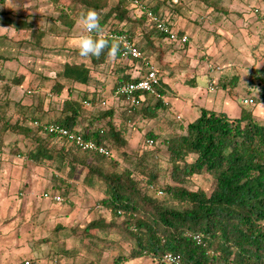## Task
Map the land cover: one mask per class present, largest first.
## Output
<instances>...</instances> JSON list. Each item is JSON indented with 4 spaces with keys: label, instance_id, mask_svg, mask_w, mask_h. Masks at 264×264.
I'll list each match as a JSON object with an SVG mask.
<instances>
[{
    "label": "trees",
    "instance_id": "16d2710c",
    "mask_svg": "<svg viewBox=\"0 0 264 264\" xmlns=\"http://www.w3.org/2000/svg\"><path fill=\"white\" fill-rule=\"evenodd\" d=\"M5 1L0 0V4ZM48 1L60 13L56 20L68 28H72L74 22L68 15L73 17L77 8H85L106 11L102 27L108 18H112L113 23L104 27L106 33L125 35L132 40L133 33L123 31L118 25L147 22L151 36L168 39L148 21L146 12L171 27L169 22L142 0ZM131 6L141 7L137 18L129 17ZM119 57H122V51ZM89 58L93 68L108 59L106 53L99 60ZM261 58V63L248 71L251 86L255 91L259 89L252 99L254 105L264 104V50ZM90 79V69L84 64L64 63L53 79L46 80L50 83L51 96H60L63 91L67 93L54 117H47L37 108L31 112L30 108L19 109L15 111L17 118L13 123L4 122V130L28 143L23 154L18 149H9L10 154L22 155L28 162L52 173H61L69 166L73 173L79 169L76 184L99 191L97 207L108 212L110 221H92L84 231L103 244L106 239L97 234H106L114 227L119 229L121 239L130 248L127 256L116 257L113 264H129L140 258L156 261L163 254L178 256L181 264H264V124L258 123L245 108L240 109L237 117H229L200 107L195 120L180 123L177 134L161 141L167 154L169 183L160 186L158 169L154 166L156 157L143 153L131 159L124 148L128 127L137 128L138 124L152 122L167 110L161 86L156 88L157 96L134 93L132 101L116 97L124 103L121 110L102 109L87 121L82 116V109L85 103L97 105L98 98L83 95L80 102L72 97V88L87 86ZM120 80L112 87V93L117 86L135 79L122 76ZM22 81L21 76L15 77L10 80V85L20 86ZM239 81L238 77H224L218 79L215 86L230 91ZM188 86L192 87L193 83ZM15 106L19 108L18 104ZM116 117L118 124L114 123ZM50 125L107 148L109 156L80 149L66 137L49 132L47 127ZM142 138L154 145L160 135L148 129ZM113 148L121 151L128 167H121L115 161L111 163ZM204 175L213 180L209 193L200 188L188 189L191 179ZM56 181L61 195L68 196L73 192L72 187L60 178L52 181L54 187ZM154 195L172 201L178 208L164 206Z\"/></svg>",
    "mask_w": 264,
    "mask_h": 264
},
{
    "label": "rangeland",
    "instance_id": "374dc122",
    "mask_svg": "<svg viewBox=\"0 0 264 264\" xmlns=\"http://www.w3.org/2000/svg\"><path fill=\"white\" fill-rule=\"evenodd\" d=\"M32 1L38 3L39 5L37 7H41L40 9L44 13V15H41L38 19H44L42 22H45V24L48 19L50 22H58L56 20L58 17L57 14L50 18L46 16L49 11L48 8L50 7V2L48 0ZM216 1L217 2H213V0L179 1V3H182L183 8H185L186 5H190L192 8L188 13L190 24H188L184 30L190 35L191 41L194 40L193 47H195L199 42L202 45L197 49L199 55L197 60L201 62L198 70H201L202 73V75L199 73L197 77V87L202 90V95L206 98V100L199 104H202L200 106L205 109L222 112L227 114L229 117H237L240 109L245 108L252 113V116L258 123L264 124V104L254 105L251 102L256 95V91L253 86H251L252 84H250L248 77L249 69L253 65H259L262 61L261 54L264 50V0ZM22 4L23 2H21V0H8V2L0 4V27L11 25V29H13L18 26V22L20 21L19 19L21 18L19 14L23 11ZM182 7L180 10L183 9ZM51 8L53 7L51 6ZM78 9L80 10V8H77V10ZM209 10L211 12H209ZM183 11H186V9H183ZM184 13L185 12H183V14ZM5 15H9L10 18H5ZM163 19L165 18L163 17ZM54 26H56V28H52L51 31L52 33H57L59 24ZM80 27L81 26L77 24L74 28L78 31L79 35L82 32ZM19 35H22V33ZM47 51L43 53L42 59H50L47 58L50 55ZM49 51L52 52L51 56L55 57V60L52 62L53 67L50 68L53 73H57L59 71L62 66L61 62L63 61H69L70 63L80 61L78 56L75 54V51L61 47V43L53 45ZM65 51H68V53H65ZM205 51H207L208 54H204ZM86 63L89 65L87 60ZM234 63L238 64H235L236 66H232ZM209 64L211 67L209 70H212L215 73L213 78L210 80V82H214V84L210 86L207 84L206 73L202 72L205 69V65ZM97 72L98 71L96 70L93 72V82L91 85L95 86L97 90L105 91L107 90L106 87H108L111 83V81H107V79L110 78V75L108 74L107 78L106 74V77L103 79L99 76V74H97ZM14 74L15 73L11 71L7 74V76L10 79ZM225 75H228L226 76L228 78H239L240 81L234 90L224 91L218 86H215L217 80L220 79L221 76ZM53 76L54 75L52 74V79ZM160 79V76H158V80L161 85ZM165 79L167 80L166 77ZM186 84L189 85L190 81L186 82ZM24 85L25 83L23 86ZM33 87H30L29 89L33 90ZM208 88L212 90V92L209 93ZM4 89L5 88H2L1 91ZM49 89L50 85L44 88L46 100L50 101L52 108L56 111V109L60 107L61 101L65 98L66 92L63 91L60 96L52 94V96L49 97L48 95H51ZM5 90L3 91L4 94H6ZM83 90L86 89L82 87L79 90H75L73 93L74 98L80 100V102L83 101L81 99ZM18 94H21V91H14L12 95H10L11 99L16 100ZM97 95L100 97L102 94L100 93ZM6 97L7 96L1 97L0 92V137L2 144L0 147V154L7 153L4 152L6 149H18L23 154L26 151V145L24 147L23 145L17 146L18 136L11 131L6 132L4 130V122L6 120L12 121L14 118L11 110V101L7 100ZM244 100L247 101V104L243 103ZM169 101L170 103H173L177 101V99L172 98L171 100L169 99ZM8 103L10 105H8ZM180 103L182 102L180 101ZM123 105L124 103H122L120 99L114 97L112 91L108 88L107 94L98 98L97 105L91 104L89 108L83 107L82 113L84 115L89 113L95 114L102 109L103 111L113 109L118 112V110L123 108ZM173 108L175 111L176 109L179 110L176 106H173ZM178 120L182 121L180 117ZM114 121L115 124H118L117 117L114 118ZM179 121L175 119V115L173 113L168 115L167 113H161L156 123L149 122L138 124L139 127L137 128L128 127L125 135L127 143L124 151L128 157L135 159L143 153H147L148 155L152 154L156 157V160H154V166L158 169L159 176L157 178V182L160 186L169 183L166 172L167 154L161 144V141L177 134L178 126L180 124ZM148 129L154 130L157 134H159V130L163 134H159L160 138L154 145L151 146L144 142V139L142 138L143 132ZM32 130L34 131V129ZM155 150H157L156 153ZM110 161L111 163L113 161L117 162L121 167L129 166L128 161L123 158L121 151L115 148H113V159ZM151 164L153 163H150V165ZM35 176L36 178L34 179L35 181H40V186L37 189V193L39 194L35 195L34 202L35 207L38 206V208L41 209L40 204L42 198L40 197V193L43 191L41 181L45 179V177L36 174ZM28 183L30 184V182ZM212 184V178L208 175H204L199 178L191 179L187 187L190 190L200 188L209 193L212 188ZM95 185L98 186V184ZM1 186L4 187L5 185ZM48 186L50 187V185ZM73 189L74 191L71 192L69 196L70 200L66 199V194H64L66 201L60 206H56L51 202H46L48 208L45 210L49 211V214L45 217L47 212L42 209L41 214L44 215L45 213V215L44 219H42L43 222L41 221L39 224V236H35V240L32 242L33 244L30 243L18 249L15 253H13L11 259L5 258L2 262H0V264H18L25 258H30L31 261L36 264H113L116 257H125L128 255L130 246L121 239L120 232L117 227L109 229L106 234H97L100 238L106 239L103 244L93 240L89 233H85L84 230L88 223L98 219L109 222L110 217L107 211L97 207V200L100 198V193L97 189L85 187L80 185V183L74 184ZM23 191L24 190L22 189L14 195L7 192L6 198L14 197V201L20 200L21 196H19L18 193L22 192L21 194L23 195ZM150 194L153 195L152 193ZM1 196H3V194ZM154 196L164 206L178 208L172 201H169L160 195ZM0 200L2 199L0 198ZM32 212L34 211L27 212L29 217ZM21 213L23 215L25 211ZM42 215L39 216V220ZM31 238L32 236L29 237L30 240H32ZM43 239L45 242L40 243L39 241H43ZM48 239L50 240L49 242L47 241ZM31 249H33V251H31ZM33 252H37V256L35 258H32L35 254ZM128 263L154 264V261L148 258H140L129 261Z\"/></svg>",
    "mask_w": 264,
    "mask_h": 264
},
{
    "label": "crops",
    "instance_id": "0c3cea01",
    "mask_svg": "<svg viewBox=\"0 0 264 264\" xmlns=\"http://www.w3.org/2000/svg\"><path fill=\"white\" fill-rule=\"evenodd\" d=\"M142 1L147 7H153L154 12L161 15L165 18V21L169 22L171 29L177 33V40L169 41L166 38H155L154 36H151L148 30L149 27L147 26V22H143L141 25H139L136 24L137 22L131 21L127 24L118 25V28H123V31L133 33L132 40L140 48V51L145 56L146 61L149 62L150 66L157 71V75L160 76L161 90L165 93L163 98L164 103L168 104L167 110L163 113H167V115L173 113L177 121H179L177 116L180 117L182 121L179 122L181 124L191 123L198 117V109L202 107L200 106L202 104L199 103H202L204 100H206V98H204L202 95V90L197 87V77L199 73L202 75L201 70H198L201 62L197 60L199 57L197 49L202 45L199 42L196 44L195 49V47H193L194 40L191 41L190 35L184 30L185 27L190 24L188 13L192 8L190 5H186V7L183 8L182 3H179L181 0ZM6 2H8V0H6L4 3ZM21 2H23V11L21 14H19L21 18L19 19L20 21L18 22V26L16 28L14 27L13 29H11V25L0 27V92L1 97L7 96V100L11 101V110L14 118L12 121H10V123H13L16 120L17 117L15 116V111H18L19 109L26 110L27 108H30L29 112L33 111L35 108L41 109L42 112L46 113L47 117H54L56 111L60 110V107L56 109V111L52 108L50 101L46 100V93H44V88L50 84L46 80L52 79V74L54 75L53 78L56 75V73L51 72L50 69L53 67L52 62L55 60V57L51 56L52 52L49 51L53 45L61 43V47L75 51V54L80 60L79 62L73 63H70L69 61H63L61 62L62 65L64 63H82L85 67L90 69L91 79L88 85H75L72 88L75 91L84 87L86 90H83L81 94L82 96L86 95L87 97L94 96L96 98H100L101 96H105V94H107L108 88L111 91L112 87L118 81H121L120 78L122 76H127L132 80L137 79L145 74L146 68L143 66L142 61L139 62L124 57H119L114 60L108 58L103 65L93 68L90 64L89 57H81L78 54L75 43L79 37V33L74 28L78 24L77 21L80 15L86 12L87 9H76L75 15H73V17L68 15V17L74 21L72 28H68V26H63V24L58 22H50L49 19L45 24V22H42L44 19H38V17L44 15L40 9L41 7H37L39 5L38 3H35L32 0H21ZM213 2L217 1L213 0ZM51 6L53 8H51ZM181 7L186 9V11H183V9L180 10ZM48 9L49 11L46 16L49 18L55 16V14H57V16L60 14L56 10V7L51 3ZM183 12L186 14H183ZM209 12L211 11L209 10ZM98 13L102 17L101 21H105L104 19L107 17L106 11ZM140 13L141 12L138 10V8H135L134 6L129 7V17L131 19L137 18ZM5 18H10V16L5 15ZM112 21V18H108V20L104 23L103 28ZM56 24H59L58 30L56 29L57 33H52L51 30L52 28H56V26H54ZM21 33L22 35H19ZM182 36L187 37V41L184 44H180L179 42V39H181ZM45 51L50 54L47 57L50 59H42L43 53H45ZM65 53H68V51H65ZM204 54H208V52L205 51ZM86 60L89 62V65L86 63ZM235 64L237 65L238 63H234L232 66H236ZM209 68H211L210 64L205 65V69L202 72L206 73L207 84L210 86L214 84V82H210V80L213 78L215 73L212 70L210 71ZM95 70L98 71L97 74H99V76L103 79L106 77V74L107 78L108 74L110 75V78L107 79V81L109 80L111 83L108 85V87H106L107 90H97L95 86L91 85L93 82V72ZM11 71L14 72V75L16 76L13 75L9 79L7 74H9ZM19 76H21L23 79L21 85H10V80ZM226 76L228 75L221 76L220 78H224ZM188 81L193 83L192 87L186 84ZM24 83L25 85L23 86ZM29 84L30 87L34 86L33 90L29 89ZM2 88L6 89H4L6 94L3 93L4 90L1 91ZM14 91H21V94H18L16 100L11 99L10 96ZM208 92L210 93L212 90L208 88ZM96 93H101L102 95L99 97V95ZM48 96L50 97L51 95ZM72 97L74 98L73 94ZM65 98H67V93ZM172 98L177 99V101L170 103L169 99L171 100ZM180 101L182 103H180ZM15 104H18L19 108H17ZM173 106L178 107L179 110L176 109L175 111ZM89 107V103L88 106L85 105V108ZM160 114L158 115L157 119L152 121V123L157 122ZM92 115L93 114L90 113L87 115L82 113L83 118H86L87 121L90 120V116ZM84 125H86V123H84L83 126ZM158 133L163 135L159 130ZM26 144H28L27 140L18 137L17 146L23 145L24 147ZM4 152L7 153L0 154V196L3 194V196L0 197L2 199L0 200V262H2L5 258L11 259L13 253L25 245L30 243L33 244L32 242H34L35 236H39L40 234L38 230L39 224L41 221L43 222L42 219H44L45 215V213L42 215L41 211L42 209L45 210L48 208L46 202H51L56 206H60L62 204L55 203L52 200L44 199L42 197L43 193H57L61 195V192L58 190V180L56 181L57 183L55 182L56 187L52 185V181L55 178H60V180H64L65 184L70 185L73 189L74 184H76V181L79 178L78 173H80L79 169H75V173H73L71 170L72 167L70 166L65 167L61 173H52L50 170L37 167L31 162H28L22 155H12L7 149ZM35 174L45 177V179L41 181L43 188V191L40 193V197L42 198L40 204L41 209H39L38 206L35 207L34 202L35 195L39 194L37 193V189L40 186V181H35L34 179L36 178ZM67 174L73 175L72 177L67 178ZM28 182H30V184ZM1 185L5 186L2 187ZM48 185H50V187ZM22 189L24 190L23 195L21 194L22 192L18 193V195L21 196L20 200L14 201V197L12 196V198H6L7 192L14 195L17 192H20ZM61 196L65 202L66 199H69L70 195L68 194V196H65L62 194ZM23 211H25V213L22 215L21 212ZM31 211L34 212H32L29 217L27 212ZM45 211L47 212L45 215L46 217L47 214H49V211ZM41 215L42 217L39 220V216ZM30 236H32V240L29 239ZM47 241L49 242L50 240L48 239ZM39 242L43 243L45 240L43 239V241ZM31 251H33V249H31ZM36 253L32 258L37 256ZM28 259L30 258H25L22 260Z\"/></svg>",
    "mask_w": 264,
    "mask_h": 264
},
{
    "label": "built area",
    "instance_id": "2783aa9c",
    "mask_svg": "<svg viewBox=\"0 0 264 264\" xmlns=\"http://www.w3.org/2000/svg\"><path fill=\"white\" fill-rule=\"evenodd\" d=\"M112 1H117V0H112ZM138 10L141 12L140 6ZM146 17L148 21L155 26L157 31L168 36L167 38L169 41L177 40V35L175 34V31L171 29V27L166 26L156 16H154L149 12H146ZM108 34L111 36L122 38V42H121L122 57L129 58L139 62L142 61L143 66L146 68V72L143 76L129 83L117 86L113 93L114 97H123L126 100L132 101V96L134 93H140V94L146 93L151 96H157L156 88L160 87L157 71L150 66L148 61H146L145 56L140 51L136 43L133 40L128 39L125 35H120L116 33H108ZM186 41H187L186 36H182L181 39H179L180 44H184ZM243 103L247 104V101L244 100ZM85 105L88 106V103H85ZM177 119H179V117H177ZM47 128L48 131L51 133H57L62 137H66L68 140L72 141L75 144V146L79 147L82 150L95 152L105 157L109 156L110 154L107 148L102 146H97L94 142L90 140H84L82 139L81 136L77 134L69 133L63 128H58L54 125H50ZM147 144L151 146L152 142L148 141ZM42 197L44 199L52 200L53 202L58 204L64 202L63 197L57 193L55 194L43 193ZM168 255L169 254H163L161 257H159V259L154 261V264H181L180 259L177 262L175 259L177 256H173V255H171L170 260L166 261L165 257ZM20 264H36V263H33L30 259H28L21 261Z\"/></svg>",
    "mask_w": 264,
    "mask_h": 264
},
{
    "label": "clouds",
    "instance_id": "9594fccd",
    "mask_svg": "<svg viewBox=\"0 0 264 264\" xmlns=\"http://www.w3.org/2000/svg\"><path fill=\"white\" fill-rule=\"evenodd\" d=\"M101 20V15L94 9H88L80 15L77 23L81 26L82 32L76 40L75 47L81 57H95L99 60L106 53L107 58L114 60L120 53L122 38L106 33ZM256 91L258 93L259 89ZM165 259L170 260L171 254ZM175 259L178 262L180 258L177 256Z\"/></svg>",
    "mask_w": 264,
    "mask_h": 264
}]
</instances>
